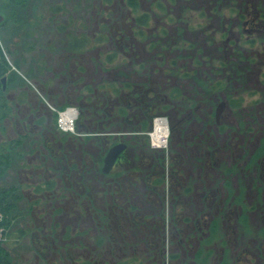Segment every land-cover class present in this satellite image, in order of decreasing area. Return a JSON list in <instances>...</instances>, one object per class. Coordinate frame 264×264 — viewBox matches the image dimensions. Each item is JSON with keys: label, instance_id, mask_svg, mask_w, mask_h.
Instances as JSON below:
<instances>
[{"label": "flooded vegetation", "instance_id": "1", "mask_svg": "<svg viewBox=\"0 0 264 264\" xmlns=\"http://www.w3.org/2000/svg\"><path fill=\"white\" fill-rule=\"evenodd\" d=\"M144 14L147 15V25L140 23L141 14L138 13L136 26L138 25L140 29L135 33L127 32L129 35L127 40L124 39L127 34L121 33V37L117 38L116 42L122 52L126 46H130L132 52H135V48L137 51L132 53L133 59L130 63L132 82L128 81L130 86L128 89H119L118 96L106 92L98 94L97 90L91 92L88 89L86 93L89 101L93 95H101V97L92 100L95 109L87 127L92 129L98 127L101 131L99 135L103 141L101 151L103 163L98 170L104 177L110 176L109 183L115 184L118 180L119 183L121 182L123 170L119 167L122 164L126 171H133L135 177L145 172L152 175L164 173L165 184L158 192L160 195L157 193L162 197V202L156 204L153 209L144 208L139 204V194H136L129 208L130 212L127 209L128 203L127 206L125 205L126 212L129 213L126 214L125 219L132 220L130 225L134 226L144 218L146 222L144 221L141 227L134 228V232H123L122 229L126 224L119 222L115 227V224L112 226L114 220H110L109 226L114 231V235L111 236L113 245L104 247L102 261L94 262L87 259L80 264L86 262L91 264H264V118L259 113L264 107L260 105V108L255 110L258 115L256 117L222 121V112L227 102L217 103L218 94L225 95L226 86L231 81V76H227L228 69L231 68V72H235L234 63H231L233 55L228 57L229 62L221 60L220 65H214L220 58L219 55L217 56V50L211 51L208 56L209 53H205L206 47L203 43L199 42L202 46L194 47L186 30L181 27H177L175 33L167 32L166 27L155 26L154 29H150V24L156 17L155 13L150 10ZM250 17L246 18V23L251 21ZM242 19L244 21V17ZM159 22L160 20L157 19L158 25ZM134 34L139 39L145 38V35L148 37L144 43L149 47L145 51H141L140 48V45L144 44L137 40L134 42ZM232 37L235 36L225 40V46L231 47L229 48L231 53L234 47L231 43ZM133 42L136 45H132ZM210 61L212 67L215 66V72L212 70V74L206 73L205 64ZM244 63L249 70L242 77H245L246 82L249 83L248 72L253 67L259 68V66L248 60ZM218 67L219 73H217ZM221 68L225 72L221 73ZM47 73L46 71L45 74ZM219 75H224L223 79L226 81H220ZM202 80L209 81L213 88L208 90L203 87ZM36 81L38 87L36 85L35 87L39 92H45L46 86L50 84L43 79ZM218 84L222 85L221 89L216 87ZM48 88L47 91L50 93ZM242 98L243 103L238 105L235 103V107L232 103L240 97L228 98L231 111H238L245 104L244 97ZM44 99L42 102H45ZM213 102L214 110L211 109L206 114L203 106L209 105L210 108ZM77 110L79 116V109ZM159 118H163L166 126L167 140L163 151L155 150L153 142L147 144L145 138L140 139L146 125L151 128ZM48 127L49 125L42 126L36 122L34 129L31 130L33 133L41 131L40 136L43 139L45 138L43 134L47 136L48 133L54 139L55 149L49 144L46 145L47 141L41 142L46 151L43 155L37 156L41 157L42 161L47 157L48 163L55 162L56 166L52 165L55 170L70 169L75 172L78 170L80 176L82 171L87 172L85 166L72 164L69 167L59 164V157L68 162L71 146L76 140L81 141L82 135H85L81 132L82 129L78 126L74 135L58 132L53 135L52 131L47 130ZM128 131L132 133L134 139L129 143L123 140L124 136L130 134ZM85 136L87 139L91 135ZM34 138L37 139L35 134ZM118 144H125L126 147L113 167L106 172L104 170L106 156ZM109 145L112 146L105 151ZM59 153L62 156H59ZM80 153L79 160L82 163L84 153L82 150ZM42 170L44 173L46 168ZM15 181L17 180L11 183ZM17 182L26 197L22 201L24 209L22 211L26 213L25 216L27 215L21 219L17 227L19 230L17 239H20V244L25 241L29 235L31 217H35L32 226L36 227L33 233V242L37 245H33L36 256L39 257V261L47 260L45 258L51 251L53 253L51 257L58 258L53 249H58V243L66 244L67 240L58 234L54 239L53 231L46 235L49 216L43 214L42 208L46 207H40V197L52 194L53 189L56 190L57 183L54 179L44 183L39 182L33 188H28L32 190L30 196L26 194L22 182ZM135 182L139 185L136 178ZM71 186H76L73 179ZM132 186L138 188L137 185ZM116 192L118 193V190ZM31 204L32 209L28 214L26 205ZM115 207L118 212H123L120 204ZM63 222L65 228L70 220ZM60 238L63 241H60ZM47 240L52 242L51 246H47ZM125 248H128V252L124 251ZM72 249L73 247L70 250ZM112 254L114 257L109 259L108 256ZM127 258H132L133 261Z\"/></svg>", "mask_w": 264, "mask_h": 264}, {"label": "rangeland", "instance_id": "2", "mask_svg": "<svg viewBox=\"0 0 264 264\" xmlns=\"http://www.w3.org/2000/svg\"><path fill=\"white\" fill-rule=\"evenodd\" d=\"M138 1V11H135L129 5L128 0H38L40 3L38 12L42 14L43 20L40 25L41 28L39 31L36 30L37 32L35 33L37 45L33 53L35 56H43L48 73L40 79L50 83L47 85L49 88L46 86L45 92H39L36 88L38 87L37 81L35 79L30 81L31 85H36V87L32 89L33 91L27 88L30 92V97L26 102L21 101L17 103V110L6 120V132L3 134L0 131V142L4 141L6 137L7 139H14L19 135L31 131L34 129V123L42 115L45 120L41 125H49L47 130L52 131L53 135L56 132L74 135L76 132H67L60 126L59 113L69 106L79 109L80 114L75 118V130L79 126L82 129L81 132L85 133V135L90 134L91 138L86 139V136L82 135L81 141L78 139L74 142V145L71 146V155L68 157L70 164L59 157L60 165L71 167L72 164H78L80 167L86 166L87 172L81 176L78 170L76 172L70 169L55 170L52 168V165L56 166L55 162L48 163L47 157H45V161H42L41 157L37 156L38 154L41 156L45 153L46 150H44L45 148L42 144L46 141V145L49 144L52 149H55L54 139L51 138L52 135L50 136L49 133L47 134L49 138L46 134H43V137H45L43 139L40 136L41 131L37 129L39 132L34 133L37 137V143L22 146V152L26 153L25 157L16 163L15 168L7 175L4 183L9 185L14 180L20 181L25 187L26 194L31 196L32 190L28 188H33L39 182L44 183L50 179H54L57 183L56 190L54 191L53 189L52 194L40 197V207L45 206V209H43L44 207L42 208L43 214L49 216L46 235L48 236L53 231L52 237L54 239L56 238V234H58L64 240H67V242L66 244L58 243V249H53L58 258L53 259V256L51 257L53 253L50 251L48 252V256H46L47 258H45L47 260L39 261V257L36 256V250L34 249V246L37 245L33 242V233L36 227H33L32 223L34 224L36 218L31 217L29 235H27L22 244H20V239H17L19 230L16 228L12 231V237L8 245L12 250L16 264H80L87 259H91L94 262L102 261L104 247H111L110 245H113V238L111 236L114 235V231L109 226L110 220H114L112 226L115 224V227L119 222L126 224V227L122 229L123 232H134V228H139L144 221L146 222L144 218L143 221L136 222V226H134L130 225L132 220L126 221L125 219L126 214H129L126 212V204L128 203L127 209L130 212L129 208L132 206L136 194H139V204L144 206V208L153 209L156 204L159 205V202H162V197H159L160 193L158 192L163 189L162 187L165 184L164 173L152 175L145 172L135 177L133 171H126L122 164L119 167L123 170L121 182L119 183L120 180H118L115 184L109 183L110 176L104 177L102 172L98 170L97 165L98 159L101 156V153L98 154L101 138L99 133L101 131L98 127L95 129L87 127L95 109L92 100L101 97V95H93L89 101L86 93L89 86L93 89L91 92L97 90L98 94L106 92V94L116 96L114 95L116 88L128 89L126 82H132L130 63L133 59L132 53L137 52L136 48L135 52H132L130 46H126L124 52H122L116 42L117 38L121 37V33L124 35L131 31L135 33L136 30L140 29L138 25L136 26V16L138 13L142 14L150 10L155 13L156 17L152 20L150 29H154L155 26L166 27L167 32L175 33L176 28L181 27L183 30H186L194 47L198 45L202 46L199 42L203 43V46L206 47L205 53H209L208 56H210L211 51L215 52L217 50V56L219 55L220 58L219 61H214V65H220L221 60L228 61V57L234 54V47L231 53L229 50L231 47L225 46L227 38L235 36L240 40V31H243L242 34L245 35L246 39L256 36L255 31H248L251 30L248 29L250 22L246 23L245 20L248 16H252V13L258 11L255 9L258 0ZM57 6H62V8L59 9ZM241 12L242 16L244 14V21L243 17L239 18ZM157 19L160 20L159 25L157 24ZM223 29H229L230 35L228 34L227 37H223ZM81 33H85L89 38V44L85 52L79 55L68 51V35H81ZM128 37L129 35L127 34L124 39L127 40ZM134 37V42L137 40L144 44L140 45L141 51H145L149 47V45L147 46L144 43L147 41L149 33L148 37L145 35V38L139 39L135 34ZM237 38L235 39L236 44ZM0 40L2 41L1 30ZM257 40L261 44H264V39ZM134 42L132 45H136ZM214 42H217V46ZM244 50L246 56H251L255 53L250 49ZM201 52L204 54L202 50ZM187 53H189L188 49ZM263 53L264 50L260 51L259 54L262 55L258 58L264 62ZM111 54H115L116 56L113 62H108L107 57ZM205 65L206 73L212 74V70L215 72V66L212 67L211 61ZM243 65L246 67L245 63ZM230 69H228L227 76H231V81L226 86L225 95L221 96L218 94L219 100L217 103L222 101L227 102L226 108L222 112L223 116L221 120L230 121L231 118L248 119L249 116L252 118L258 116L255 110L260 108V105L264 107V67L262 69L255 66L250 69L247 74L249 83L246 82L245 77H240V74L237 72L232 73ZM220 72L223 73L225 71L221 68ZM217 73H219V67ZM219 77H221L220 81H226V79H223L225 78L224 75H219ZM47 88L50 93L47 91ZM11 93L12 97L16 98V93ZM232 97H240V99L244 97L245 104L238 111H231L228 105V98ZM43 99L45 102H42ZM64 103L67 106L62 108L61 105ZM211 105L213 106L210 108L209 105L203 106V111L206 114L211 109L214 110V102ZM35 108L37 114L34 115L35 111L33 109ZM54 113L57 114L56 121L53 119ZM259 113L264 118V108ZM149 131L148 133V131L145 132L143 130L140 139L145 138L147 144H152L153 142L155 150L159 149L163 151L167 138L163 137L160 133L156 137V122ZM131 134L130 132L129 135L124 136L123 140L128 143L134 140ZM41 142L43 143L41 144ZM32 148L33 150H31ZM81 150L84 153L82 155V157L84 156L82 163L79 160ZM59 156H62V154L59 153ZM43 168H46L44 173L42 172ZM71 178L75 180V187L71 186ZM135 178L138 180L139 185L135 182ZM157 178H162V181L155 183L154 181ZM84 184L87 185L85 186ZM132 185H137L138 188ZM47 190L49 189L47 188ZM116 190H118V193ZM117 204H120L122 213L116 209L115 205ZM26 206L28 207L29 205ZM64 220H70V223H67L65 228ZM27 221L26 224L28 225ZM47 241V246L52 244L50 240ZM60 241H63V239L60 238ZM72 247L73 249L70 250ZM124 251L128 252V248H125ZM108 257L111 259L114 255L112 254Z\"/></svg>", "mask_w": 264, "mask_h": 264}, {"label": "trees", "instance_id": "3", "mask_svg": "<svg viewBox=\"0 0 264 264\" xmlns=\"http://www.w3.org/2000/svg\"><path fill=\"white\" fill-rule=\"evenodd\" d=\"M128 1L129 5L137 11L139 1ZM39 4L38 0H0V30L2 33V41L0 40V131L3 134L6 132V120L17 110V103L26 102L30 97V92L27 88L30 91L35 89V85H31L30 81L40 79L46 72L43 56H35L33 53L37 45L35 33L41 28L40 25L43 20L42 14L38 12ZM256 5L255 9L258 11L252 13L251 21H249L250 27L248 28L254 30L256 36L246 39L245 35L242 34L243 31H240V41H237L236 44L235 39L237 37H232L231 41L234 45L231 63H234L235 72L240 74V77L249 70V67L247 68L243 65L247 60L256 63L259 68L263 69L264 67V62L258 58L262 55L259 52L264 50V44L257 40L264 39V0H258ZM57 7L59 9L62 8V6ZM239 15V18L244 17L242 12ZM140 16V23L147 25V15L142 13ZM225 27L228 28L227 26ZM229 31V29H223V37H227ZM68 36L67 50L75 54H83L89 44L88 36L85 33H81V35L69 34ZM244 49H250L255 53L251 56H246ZM115 56V54L108 55L107 61L113 62ZM4 78H6V87H4ZM126 86H130L129 82H126ZM202 86L208 88V90L213 88L209 81L205 80H202ZM216 87L221 89L222 85L218 84ZM89 89L93 91L91 86H89ZM11 92L16 93V98L12 97ZM118 94L119 89L116 88L115 95ZM242 101L243 99L234 100L232 105L235 107V103L236 105L242 104ZM65 106H67L65 103L61 105L62 108ZM33 111H35L33 114H37L36 108ZM53 119L57 120V114L54 113ZM44 120L45 118L42 115L36 122L43 124ZM149 128L150 126L146 125L144 129L147 131ZM89 138L91 137H87V139ZM35 143H37V139L34 138L32 131L19 135L14 139H7L6 137L4 141L0 142V264H16L12 250L7 243L11 239L12 230L19 227L21 219L26 214L22 211L24 210L22 201L26 199L22 187L17 181L6 185L4 183L5 178L9 170L15 168L14 166L19 160L24 159L26 153L22 152V146ZM99 144L101 148L98 154L101 153L103 147L101 138ZM112 145H109L105 151ZM100 155L97 162L99 168L103 163L102 154ZM85 172L86 170L82 171L81 175H84ZM161 181L162 178H158L155 183H160ZM84 185L86 186L87 184ZM31 209L32 204L27 207L26 212L30 214ZM127 259L133 261L132 258ZM85 264H91V262H86Z\"/></svg>", "mask_w": 264, "mask_h": 264}, {"label": "built area", "instance_id": "4", "mask_svg": "<svg viewBox=\"0 0 264 264\" xmlns=\"http://www.w3.org/2000/svg\"><path fill=\"white\" fill-rule=\"evenodd\" d=\"M78 116V110L76 107L69 106L65 110L59 113V120H60V126L63 127V130L67 132L74 131L75 132V118ZM160 121L162 124V128H164L163 133L166 137V126L163 122V118L157 119V123ZM156 123V126H157ZM155 138V136H154Z\"/></svg>", "mask_w": 264, "mask_h": 264}, {"label": "water", "instance_id": "5", "mask_svg": "<svg viewBox=\"0 0 264 264\" xmlns=\"http://www.w3.org/2000/svg\"><path fill=\"white\" fill-rule=\"evenodd\" d=\"M3 82H4V87H6V78H4ZM125 147H126L125 144H118L109 151L105 159L104 170L106 172H108L113 167L115 161L117 160L121 152L125 149Z\"/></svg>", "mask_w": 264, "mask_h": 264}, {"label": "bare ground", "instance_id": "6", "mask_svg": "<svg viewBox=\"0 0 264 264\" xmlns=\"http://www.w3.org/2000/svg\"><path fill=\"white\" fill-rule=\"evenodd\" d=\"M161 125H162V124H161L160 121H159V122L157 123V126H156V137L163 133V130H162L163 128H162ZM158 133H160V134L158 135ZM162 136L165 137V134H162Z\"/></svg>", "mask_w": 264, "mask_h": 264}]
</instances>
